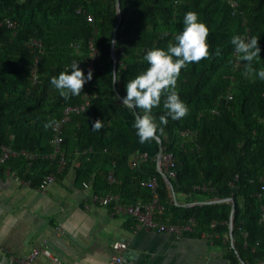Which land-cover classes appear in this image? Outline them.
Wrapping results in <instances>:
<instances>
[{
    "label": "trees",
    "instance_id": "16d2710c",
    "mask_svg": "<svg viewBox=\"0 0 264 264\" xmlns=\"http://www.w3.org/2000/svg\"><path fill=\"white\" fill-rule=\"evenodd\" d=\"M120 0L119 21L117 0H0V22L9 18L16 28L0 24V154L3 144L36 156L21 154L3 165H11L20 176L38 186L50 173H64L74 163L84 181H91V191L100 194L119 193L124 201H150L153 192L145 182L156 178L160 206L154 217L160 222L190 225L185 234H212L216 242H226V257L231 264L264 262V81L255 72L244 75L246 61L234 70L233 36L249 41L259 38L260 56L253 61L255 71L264 69V0ZM84 6L92 13L79 12ZM198 14L209 29V57L181 69L176 91L188 108L179 120L168 118L161 104L151 116L161 135L166 151L177 158L176 177L171 185L158 170L156 156L134 165L135 133L125 117L130 113L135 122L136 109L122 105L126 84L145 71L148 51H167L169 42L183 31L187 12ZM119 22L112 56L114 31ZM31 37L42 40L44 54L40 65V82H31L33 55L26 46ZM94 40L99 57L93 68L91 105L74 114L63 128L62 144L66 163L59 172V159L53 152L54 124L63 116L67 105L79 104L87 89L79 96L65 100L51 84V78L70 71L73 61L87 76L86 59L90 41ZM221 55L217 56L216 49ZM79 51V52H78ZM175 59V58H174ZM119 81L112 84L111 72ZM234 76V80L231 79ZM255 80V82H252ZM232 85L233 98L221 99ZM117 97H119L117 99ZM213 109L217 112L214 113ZM102 120L103 127L93 131L92 124ZM54 121L53 127L44 125ZM192 130L195 136H184ZM156 154L158 152V142ZM1 169V170H2ZM116 178L111 182L110 173ZM207 185V190L198 189ZM182 193L189 202L212 201L194 206L178 205L173 198ZM233 235L229 224L232 215ZM134 219V218H133ZM135 220V219H134Z\"/></svg>",
    "mask_w": 264,
    "mask_h": 264
},
{
    "label": "crops",
    "instance_id": "0c3cea01",
    "mask_svg": "<svg viewBox=\"0 0 264 264\" xmlns=\"http://www.w3.org/2000/svg\"><path fill=\"white\" fill-rule=\"evenodd\" d=\"M125 117L135 133L134 154L156 156L154 139L140 143L133 116L126 112ZM78 164L57 174L46 190L27 184L11 165L0 171V264H24L22 259L42 242L64 264H110L118 239L128 244L124 264H231L226 242H216L212 234L176 238L139 228L132 217L112 215L109 207L86 208ZM173 198L185 207L207 201L196 196L189 202L182 193H173ZM28 264L52 263L40 254Z\"/></svg>",
    "mask_w": 264,
    "mask_h": 264
},
{
    "label": "clouds",
    "instance_id": "9594fccd",
    "mask_svg": "<svg viewBox=\"0 0 264 264\" xmlns=\"http://www.w3.org/2000/svg\"><path fill=\"white\" fill-rule=\"evenodd\" d=\"M183 25V31L175 37L176 43L169 42L167 51L161 48L148 51L144 60L147 61L149 67L126 84V96L122 98V105L128 109H138L143 112V115L139 111L136 113L133 125L137 130L136 135L139 137L140 143L153 139L158 140L157 131L161 135L164 133V128L158 129L151 116L153 108L160 106L162 96L165 97L163 108L166 110V114L159 118L161 125H167L169 117L172 120H179L188 114L187 106L176 91L178 77L181 69L188 64L199 63L209 57L207 43L209 29L199 20L198 14L193 11L187 12L183 19ZM258 41L259 38L253 36L250 41L246 42L244 38L237 35L232 37L231 43L234 45L235 51L240 54L239 58L247 62L244 75L249 77L255 72V75L264 81V69L257 72L252 67L253 61L261 53ZM110 43L115 45L116 41L110 40ZM215 54L221 55L220 48L216 49ZM70 69V71H63L58 76L51 78V84L65 100L70 99L71 96H79L84 84L93 78L92 69H89L85 76L79 63L75 61L71 63ZM111 75L114 85L120 77L117 71L111 72ZM54 123V121H49L44 125L45 129L53 127ZM102 127V120L99 119L92 124L93 131H99Z\"/></svg>",
    "mask_w": 264,
    "mask_h": 264
},
{
    "label": "built area",
    "instance_id": "2783aa9c",
    "mask_svg": "<svg viewBox=\"0 0 264 264\" xmlns=\"http://www.w3.org/2000/svg\"><path fill=\"white\" fill-rule=\"evenodd\" d=\"M232 6L236 7L237 2L232 0ZM79 12H84L87 14V19L90 22L94 21V17L92 13L87 12L84 6L79 7ZM7 24L10 28H16L17 23L9 18H6L4 21L0 22V24ZM246 39L249 41V29L246 31ZM26 46L30 49L33 60L30 66L31 73V82L33 85L40 82V65L42 62V57L45 52L43 42L41 39L37 37H31L27 42ZM233 56L235 58L234 61V70H237L241 66V59L239 58L240 54L234 51ZM99 57V50L95 46L94 40L90 41V52L89 56L86 59L87 63V73L89 69L94 68L95 62ZM231 79L234 80V76H231ZM91 81H87V89L83 94V101L79 104L75 105H67L63 110V116L54 124L53 127V137H52V145L53 152L50 154L52 158L59 159V168L63 169L66 163L65 153L62 148V144L64 141L63 137V128L64 125L71 120L74 114H80L87 110V108L91 105V98L94 96L91 91ZM233 98L232 85H229L225 92L221 95V99L230 100ZM213 112L216 113L217 110L213 109ZM182 135L184 136H195L196 132L192 130L182 131ZM25 155L29 159H33L36 155L32 152H28L25 150L18 151L12 148L11 145L3 144L1 146V154H0V171L11 157ZM149 155L144 152H138L135 154V159L133 164L139 165L141 162L147 160ZM157 164H160L164 173L168 178L176 177V163L177 158L174 156L172 152L166 151L164 149L163 153L159 155L156 154ZM57 179V173L48 174L41 184L39 185L40 190H46L47 187ZM109 179L111 182L116 181L113 173H110ZM27 184H31L30 181L26 182ZM145 185L150 188L153 192V198L150 201L144 200H135L132 202L124 201L119 193H107L100 194L91 191V181H84L82 183V188L87 195L85 201V207L90 208L92 204H98L101 206L109 207L112 215H128L135 219L137 226L142 229L147 230H155L160 233H169L173 234L176 238H181L184 233L191 229L190 225H180L171 222H160L157 221L154 217V210L160 206L159 204V195L157 192V181L156 178L145 182ZM198 189L207 190V185H198ZM128 248V244L126 241L118 239L113 242L112 245V255L110 264H124L126 261L125 258V250ZM44 255L51 260L52 264H64V262L58 257L55 256L51 250L48 248L46 242H42L39 246H35L28 254L22 259L24 264L30 263L34 258L38 255Z\"/></svg>",
    "mask_w": 264,
    "mask_h": 264
},
{
    "label": "water",
    "instance_id": "95a60500",
    "mask_svg": "<svg viewBox=\"0 0 264 264\" xmlns=\"http://www.w3.org/2000/svg\"><path fill=\"white\" fill-rule=\"evenodd\" d=\"M117 8H118V14H119V21H121L122 19V11H121V5H120V0H117ZM118 28H119V22L115 28V31H114V36H113V40L116 41V38H117V33H118ZM112 56L115 58V45L112 44ZM114 71H116V64L114 66ZM137 112L135 111V114ZM159 137V136H158ZM158 142V153L159 155H161L164 151V147H163V144H162V140L161 138L159 137V139L157 140ZM158 170L164 175V177L166 178V180L168 181V183L171 185V179L167 177V175L164 173L163 169L161 168L160 164H158ZM173 193L175 194L174 190H173ZM227 200H231L232 203H233V206H232V215H231V220H230V224H229V229H230V235L232 236L233 235V212H234V209H235V203H234V200L233 199H227ZM209 202H212V201H205V202H202V203H209ZM260 264H264L263 263H260Z\"/></svg>",
    "mask_w": 264,
    "mask_h": 264
},
{
    "label": "rangeland",
    "instance_id": "374dc122",
    "mask_svg": "<svg viewBox=\"0 0 264 264\" xmlns=\"http://www.w3.org/2000/svg\"><path fill=\"white\" fill-rule=\"evenodd\" d=\"M229 2H231L232 0H228ZM135 131H137L136 129H135Z\"/></svg>",
    "mask_w": 264,
    "mask_h": 264
}]
</instances>
